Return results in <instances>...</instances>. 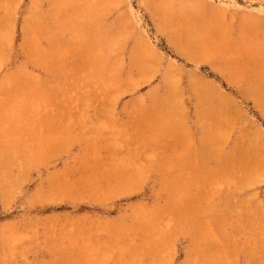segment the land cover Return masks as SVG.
Masks as SVG:
<instances>
[{
	"label": "rangeland",
	"instance_id": "374dc122",
	"mask_svg": "<svg viewBox=\"0 0 264 264\" xmlns=\"http://www.w3.org/2000/svg\"><path fill=\"white\" fill-rule=\"evenodd\" d=\"M0 264H264V0H0Z\"/></svg>",
	"mask_w": 264,
	"mask_h": 264
}]
</instances>
